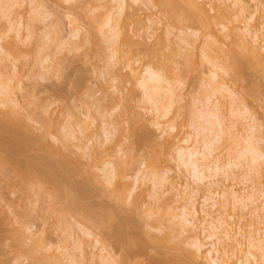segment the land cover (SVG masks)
<instances>
[{"label":"rangeland","instance_id":"1","mask_svg":"<svg viewBox=\"0 0 264 264\" xmlns=\"http://www.w3.org/2000/svg\"><path fill=\"white\" fill-rule=\"evenodd\" d=\"M126 1L115 51L111 31L115 21L109 24V19H120L116 0H0V84L6 89H0V160L7 159V164L0 162V264H73L61 247L78 256L79 264H210L211 257L204 256L210 241L199 229L203 221L208 225L222 216L232 217L229 222L240 232L231 264L245 259L248 237L264 238V213L259 217L264 197L254 206L251 200L245 202L255 211L260 205L254 216L251 207L243 208L244 201L234 207L233 198L221 194L235 191L246 199L253 194L249 186L256 182L249 180L245 187L240 180L234 183L233 177L227 181L219 174L213 181L220 187L211 185L210 179L195 183L176 154L180 147L210 138L208 132L201 135L196 130L197 123L212 128L199 121L200 114L214 110L209 97L219 102V114L226 116L225 138L217 145L223 149L218 152L222 158L244 148L240 139L248 135L250 115L260 130L258 137L264 139V66L250 54V49L264 48V0H243L247 11L242 13L234 0H199L216 18L212 30L178 21L159 1ZM256 10L246 26V18ZM256 31L258 41L252 38ZM205 53L221 67L235 68L230 76L218 74L250 111L247 120L229 112L230 99L212 96L214 69ZM147 66L175 85L177 99L165 119L152 110L140 85ZM14 112L19 115L16 120ZM259 143L263 149L264 143ZM110 166L115 173L111 186L106 176ZM26 171L41 176L34 179L31 174L32 179ZM243 171L235 169V174ZM165 174L171 182L155 191L152 181ZM261 178L264 173L256 178L263 187L255 201L264 192ZM58 181L65 183L63 195ZM172 185L180 192L199 191L193 197L199 211L195 228L186 233L172 228V217L181 206L176 198L179 189L172 190ZM117 187L123 190L120 201L112 197ZM211 192H216V207L203 208ZM91 216L100 218L101 224ZM84 231L97 237L100 245ZM195 233L207 243L201 252L193 246Z\"/></svg>","mask_w":264,"mask_h":264},{"label":"bare ground","instance_id":"2","mask_svg":"<svg viewBox=\"0 0 264 264\" xmlns=\"http://www.w3.org/2000/svg\"><path fill=\"white\" fill-rule=\"evenodd\" d=\"M132 1H134V2H140V0H132ZM152 1V0H151ZM151 1H149V2H151ZM153 1H159V2H157V4L158 3H161V5L162 6H164L165 8H166V10H167V12H169L170 14H171V16L172 15H174L173 17L175 18L176 17V19L178 20V21H180L179 19H184V20H188V21H192L193 23H195V24H197V25H200L202 28H205V29H210V30H212V29H214V25H215V23H214V19H216L215 17H213V16H210V13H209V11L205 8V5L203 6L200 2H199V0L197 1V0H153ZM116 2H117V4H118V14H117V16H119L120 17V15H122V13H123V11H125V9H124V7H126L125 5V3H127V1L126 0H116ZM254 2V1H253ZM257 2V1H256ZM234 6H237L238 7V12L240 13H242V12H244V11H247V8H246V6L244 5V3H243V0H234ZM259 6V5H258ZM257 5H256V8L258 7ZM236 7V8H237ZM219 8V7H218ZM260 8V7H259ZM220 9V8H219ZM218 9V10H219ZM257 10H258V8H257ZM255 11L254 13H250V16L249 17H247L246 18V20H247V22L245 23V25L246 26H248L253 20H254V14L256 13V12H258V11ZM220 12H222V10H220ZM219 14V13H218ZM220 15H221V13H220ZM216 16V15H215ZM172 17V18H173ZM217 17V16H216ZM219 17V16H218ZM173 18V19H174ZM175 19V20H176ZM119 20H121V17H120V19H115V18H111V19H109V24L111 23V21H112V23L115 21V23H114V25H112V28H111V31H112V34H113V36H114V38H115V51H118L117 49V43H116V40L120 37L119 36V30L117 29V24H119L118 22H119ZM176 22V21H175ZM183 22V21H182ZM182 22H180V23H182ZM152 24L154 23V25L156 24L155 23V21L154 22H151ZM212 28V29H211ZM223 30H225V28H223ZM247 31V30H246ZM172 33H170L169 35H171ZM259 32L258 31H256V32H252V38H253V40H259L258 39V37H259ZM190 42H188L187 44H189ZM120 45V44H119ZM191 45V44H190ZM246 47V46H245ZM189 52H190V50H189ZM115 54H116V52H114V56H115ZM250 54H251V56H252V59L254 60V62L256 63V61L258 62V64L259 65H261V66H264V48L263 47H259L258 49H255V50H253V49H250ZM236 56V55H235ZM204 59L207 61V63L209 64V65H211L212 66V68L214 69V71L212 72V74H211V79H210V82L212 83L211 84V86L214 88H212L213 89V95L212 96H221L220 97V99L222 100V98H224V99H226V98H228V100L230 99V101H229V103L231 104V105H229V107L231 106V110H230V108H229V112H231V114L233 113L234 115H236V117H242V119L244 120H247L248 119V117H246L247 115L249 116L250 115V111L249 110H247V108H246V106L244 105V103L242 102H240V101H238L237 100V93H235L230 87H228L226 84H224L223 82V84L221 83V78H220V76H219V74H218V72L220 71H222L224 74L223 75H232L231 74V72L233 71L234 72V70H235V68L233 69V67L235 66H233L232 67V69L233 70H231V67H229V65L228 66H223V67H221L217 62H216V60H213V59H211L210 57H208L207 56V53H205L204 54ZM238 60V58L236 59V61ZM239 61V60H238ZM235 64V63H234ZM236 64H238V63H236ZM241 65V64H240ZM242 66V65H241ZM142 72H143V70H142ZM141 72V73H142ZM221 72V73H222ZM240 73H241V71H239ZM141 73H140V75H141ZM143 74V73H142ZM234 74H235V72H234ZM237 74V73H236ZM239 74V73H238ZM242 75V74H241ZM138 76V75H137ZM238 76V75H237ZM141 77V76H140ZM239 77V76H238ZM138 78V77H137ZM142 79H141V82H140V85H141V87L142 88H144V93H147V97H146V99H147V101H148V99H149V104H151L152 105V110H154L155 112H157V113H159V118H161V119H165L167 116H168V114H170V112H171V108H172V106H173V104L176 102L175 101V99H177V98H175L177 95L175 94V92H174V87H175V85H173L171 82H169L168 80H166L165 79V77H162V75H160V73L158 72V71H155V70H153V68H151V67H149V66H147V70H146V73L144 74V76L142 75V77H141ZM139 80V79H138ZM2 83V82H1ZM164 83H167L168 84V87L166 86V87H164ZM3 87H5V86H3L2 84H0V89L2 90V91H4V89L5 88H3ZM1 90H0V93H1ZM6 90V89H5ZM3 93V92H2ZM168 95V96H167ZM4 96H5V94H4ZM7 96H8V94H7ZM7 96H5L6 98H7ZM167 96V97H166ZM3 97V96H2ZM4 97V98H5ZM6 98H5V100H6ZM9 98H10V95H9ZM8 99V98H7ZM5 100L3 101V102H5ZM166 101L167 102V104H163V102L162 101ZM207 101H208V104L209 105H211L212 103V108H213V106H214V110H212L211 111V109H210V111L211 112H209L208 114H207V116H206V114L204 115V114H200V116H199V121L201 122V120H203L204 121V123L206 124V125H212V128H210V129H206V128H204L203 127V125L201 124V123H197V131H198V133H200L201 135L203 134V133H205V132H208L209 134H208V137H210V138H208V139H204V140H202L201 142L200 141H198V142H196V144L193 146H191V147H189V148H185V147H180V148H178V150H177V152H176V154H177V157H178V159H179V162H180V165H181V167H183L189 174H190V176H191V178L193 179V181L196 183V182H198V183H202L204 180H207V179H210V181L212 180V183H211V185H216L215 187H220V182L219 181H213V179L214 178H216V177H218L219 176V174H222V175H224L225 177H227V181H229L228 179L229 178H231V177H233V181H234V183L238 180H240V182H242V184H244L245 185V187H248V186H246L247 184L246 183H249V180H251V182L250 183H252V184H254L255 182V186H249V188L253 191L252 193V195H249V197L248 198H246L245 199V197H240L239 195H238V193L237 192H235V191H233V192H229L228 190H226V191H223L222 193L219 191L218 193H217V196H220V193L222 194V197H226V196H231L232 198H233V200H234V207H235V205L237 204V203H239L240 201H244V205L243 206H245V207H243V208H246L247 209V207L249 206V209H250V207L252 208V206L248 203H246L245 204V202L246 201H248V200H251V204H253V206L256 204V202L257 201H261L260 199H262V197H264V192H260V197L258 196V199L255 201L254 200V195L255 194H257L258 192H259V189L261 188V187H263V186H259L261 183L260 182H258V180L260 179V175H263V173H264V147H263V149H262V145L259 143V141H261V142H263L264 143V139L263 140H261V138L260 137H258L259 135H260V130L258 129V126L256 125V124H253V122L255 123V120H254V118L250 115L249 116V118L251 117V119H248V120H253L252 121V124L248 127V129H249V131L247 132V134L248 135H246V137L244 138V137H242V139H240V142H241V140L243 141L242 143H243V145H245L244 146V148H242V150L240 151V152H236L237 154L234 156V155H232V157L231 156H226V157H224L223 156V154L225 153L226 154V152H227V150L228 149H224L226 152H224V153H222V156H223V158L218 154V152L220 153V150H219V148L221 149V150H223L220 146L218 147L217 145L219 144H221V140H223L222 138L224 137V135H223V137H222V134H224L225 133V130L223 129L224 127L223 126H225L224 125V118H226V116H224V115H222V114H219L220 112H219V107H217V106H219L217 103H219V102H217L216 104L214 103V102H211V97H209V98H207ZM221 102V101H220ZM240 102V103H239ZM0 103L2 104V102L0 101ZM228 103V104H229ZM239 103V104H238ZM4 105H6V103L4 104ZM242 105H244L243 106V109H240V110H242V111H240L239 110V112L237 111V108L239 107V106H241V108H242ZM11 111V110H10ZM12 112H13V110H12ZM11 113V112H10ZM10 113H8V114H10ZM15 113V114H14ZM12 115H13V117L15 116H17V117H19V115L18 114H16L17 112H14ZM222 113V112H221ZM238 114V115H237ZM233 115V116H234ZM11 116V115H10ZM9 116V117H10ZM224 116V117H223ZM5 117V116H4ZM12 117V116H11ZM14 117V119L16 120V118ZM239 117V118H240ZM8 118V117H7ZM19 119V118H18ZM11 120H12V118H11ZM20 120V119H19ZM8 122V121H7ZM13 122H15V124H16V121H14L13 120ZM12 121L11 122H9V123H12V124H14ZM19 122V121H18ZM20 123V122H19ZM162 123V122H161ZM165 123V122H164ZM21 124V123H20ZM160 124V123H159ZM199 124V125H198ZM231 125V124H230ZM233 125V124H232ZM12 126V125H11ZM19 128H20V126L19 125H17ZM87 126V125H86ZM161 126V125H160ZM159 126V127H160ZM238 126V125H237ZM14 127V126H13ZM17 127V128H18ZM163 127H164V125H163ZM166 127V126H165ZM234 127V126H233ZM161 128V127H160ZM159 128V129H160ZM215 128H217V129H215ZM219 128V129H218ZM23 129V128H22ZM27 129V128H26ZM25 129V130H26ZM87 129V128H86ZM85 128L83 129V130H86ZM165 129V128H164ZM14 130V129H13ZM17 130V129H16ZM112 130V129H111ZM161 130V129H160ZM167 130V129H166ZM172 130V129H171ZM24 131V130H23ZM29 131V130H28ZM71 131V130H70ZM12 132V131H11ZM25 132V131H24ZM109 132V131H108ZM113 132V131H112ZM162 132H164V130L162 131ZM71 133H72V131H71ZM74 133V132H73ZM11 134V133H10ZM199 134V135H200ZM226 134V133H225ZM259 134V135H258ZM26 135H28V134H26ZM111 135V134H110ZM71 136H73V135H71ZM45 137V136H44ZM225 138V137H224ZM244 138V139H243ZM260 138V139H259ZM44 139V138H43ZM109 139V138H108ZM229 140V139H228ZM227 140V141H228ZM45 141V140H44ZM225 141V140H224ZM186 143H188V141H185ZM239 141H237V143H238ZM261 145V146H260ZM216 146V147H215ZM218 147V148H217ZM225 147V146H224ZM230 149V148H229ZM230 151V150H229ZM233 151V150H232ZM60 152V151H59ZM223 152V151H222ZM62 155H64L62 152H60ZM59 153V154H60ZM219 155H217V154ZM230 153H231V151H230ZM234 153V152H233ZM232 153V154H233ZM60 154V155H61ZM228 154H229V152H228ZM230 155V154H229ZM65 157H63V159H64ZM66 158H67V156H66ZM70 158V157H69ZM224 159H226V160H224ZM1 160H3V159H1ZM1 160H0V162H1ZM7 160V159H6ZM6 160H4L3 162H5L4 164H7L6 162ZM10 160V159H9ZM68 161L67 162H70L69 161V159H67ZM63 161V160H62ZM3 162H1L2 164H3ZM66 163V162H65ZM72 165L74 164V163H72V162H70ZM69 163V164H70ZM9 164V163H8ZM67 164V163H66ZM70 164V165H71ZM75 164H76V162H75ZM64 165V164H63ZM77 165V164H76ZM112 165V164H111ZM65 166H67V165H65ZM77 166H79V165H77ZM107 166V165H106ZM105 166V167H106ZM74 167V166H73ZM111 167V166H110ZM34 168V167H33ZM51 168V167H50ZM49 168V169H50ZM70 168H72V167H70ZM79 168H81V166L79 167ZM112 168V167H111ZM35 169V168H34ZM52 169H54V168H52ZM57 169V168H56ZM76 169H78V168H76ZM235 169L236 170H245V171H243V173L242 174H238V175H236L235 174ZM16 170H17V168H16ZM24 170V169H23ZM32 170V169H31ZM36 170V169H35ZM55 170V169H54ZM68 170V169H67ZM71 170V169H70ZM70 170H68V172L70 171ZM75 170V169H74ZM83 169H81V170H79V171H82ZM110 170V169H109ZM19 172V171H18ZM26 172H28V171H26ZM30 172V171H29ZM28 172V173H29ZM35 172V171H34ZM52 172V171H51ZM50 172V173H51ZM55 172V173H54ZM53 172V179L56 181V179H55V174H56V170ZM230 172L232 173V174H230ZM240 172V171H239ZM263 172V173H262ZM20 173H23V172H21L20 171ZM24 173H25V171H24ZM69 173H71V171L69 172ZM73 173V172H72ZM71 173V174H72ZM75 173H77V171L75 172ZM238 173V172H237ZM262 173V174H261ZM25 174H27V173H25ZM24 174V175H25ZM33 175V177H34V179H36V177H37V175H38V177L39 176H41V174L39 175V173L37 174L36 173V175H34L33 174V172L31 171V173H29V175H30V177H32V175ZM60 174V173H59ZM58 173H57V177H59L58 175H59ZM71 174H70V176H71ZM107 175V179H108V181H107V183H108V185L109 186H111L112 184H113V181H115L114 180V170H113V168L111 169V171L110 172H108V173H106ZM260 174V175H259ZM29 175H27L28 177H29ZM43 175H45V174H43ZM46 175H48V172H47V174ZM73 175V174H72ZM255 175H257V177L255 176ZM36 176V177H35ZM52 176V175H51ZM62 175H60V177H61ZM256 177V178H253L252 179V177ZM25 177H26V175H25ZM27 177V178H28ZM33 177H32V179H33ZM37 177V178H38ZM43 177V176H42ZM48 177H50V174H49V176ZM63 177V179H64V176H62ZM66 177V176H65ZM263 177V176H262ZM68 178V177H67ZM50 179V178H49ZM51 179H52V177H51ZM61 179V178H60ZM60 179H58V180H60ZM62 179V180H63ZM159 179V180H158ZM254 179H256L255 181H254ZM263 178H261V180H262ZM171 179L169 178V176H167V174H165L163 177H161V179L160 178H157L156 180H154V181H152V185H153V188H155V191H156V189H160V188H163V184L164 183H166V184H169L171 181H170ZM230 180H232V179H230ZM260 180V181H261ZM53 181V180H52ZM51 181V182H52ZM54 181V182H55ZM64 181V180H63ZM232 181V182H233ZM263 181H264V179H263ZM262 181V182H263ZM59 182V181H58ZM57 182V183H58ZM60 182H62V181H60ZM60 182H59V186L60 187H62V188H60V190L61 189H63V186H65L63 183V186L62 185H60ZM239 182V184H241ZM254 182V183H253ZM136 183H137V181H136ZM238 183V182H237ZM53 184V183H52ZM252 184H250V185H252ZM264 184V183H263ZM57 185V186H58ZM162 185V186H161ZM59 186L58 187H56V188H59ZM161 186V187H160ZM258 186H259V188H258ZM160 187V188H159ZM176 187V186H175ZM173 185H172V190H174V191H176V192H178V189L177 188H175ZM121 188V187H120ZM249 188H247V189H249ZM124 189H125V187H124ZM212 189V188H211ZM59 190V191H60ZM220 190V189H219ZM245 191H246V188L244 189ZM261 190V189H260ZM83 191V190H82ZM189 191V188H185V190L184 191H182L181 190V192H180V189H179V192H178V194H176V198L178 199V201H179V203L181 204V206H180V213L179 214H177V215H173V217H172V219L174 220V222H175V224L173 225L174 227H172V228H177V226L179 227V228H177V229H180V231H181V233L183 232H189V231H191L192 229H194L195 227H194V223H195V221H196V217H197V214L199 213V211L197 210V208H196V206H195V202H194V199H193V197H194V195L197 193V192H199V191H192V192H188ZM245 191H244V193H245ZM51 192V191H50ZM81 192V191H80ZM158 192H161V189H160V191L158 190ZM175 192V193H176ZM208 192V191H207ZM60 193H62V195H63V193H64V190L62 191L61 190V192ZM67 193V192H66ZM88 193V192H87ZM154 193H156V192H154ZM123 194V190H121V189H119V187H117L115 190H114V192L112 193V197L113 198H115L114 200H116V201H120V199L122 198V195ZM259 194V193H258ZM86 195V194H85ZM217 196H216V192H214V193H209V194H206V196H205V198H204V200H203V203H204V205H203V208H206V209H213V208H215L216 207V204H217V202H216V198H217ZM70 199V198H69ZM71 202V201H70ZM261 202H263V201H261ZM75 203V202H74ZM255 203V204H254ZM262 204V203H261ZM74 204H72V206H73ZM247 205V206H246ZM75 206V205H74ZM262 207V208H261ZM261 207H260V205H259V209H258V206L256 207L255 206V209H256V211H260V208L262 209L261 211H263L264 210V204L263 205H261ZM242 209V208H241ZM253 209V208H252ZM254 210V209H253ZM252 210V211H253ZM252 211H251V214H252ZM256 211L254 210L253 211V214H254V216H256L255 215V213H256ZM260 211V215L257 213V216L259 215V217H261V215H263V213H264V211L263 212H261ZM255 212V213H254ZM202 213L203 214H205L206 216H208L209 214L205 211V210H202ZM87 214V213H86ZM110 214H111V212H110ZM250 214V215H251ZM112 215V214H111ZM249 215V214H248ZM94 217L95 216H91V218H92V220L96 223H98L99 222V219L100 218H98L97 220H96V218L94 219ZM97 217V216H96ZM108 217V215L106 216V218ZM112 217V216H111ZM110 216H109V219L111 218ZM226 217V216H225ZM230 217V216H229ZM228 217V218H229ZM263 217H264V215H263ZM90 218V219H91ZM113 218V217H112ZM227 218V217H226ZM262 218V217H261ZM230 219H232V217L231 218H229V219H225V218H223V216L222 217H219V218H216V219H214L212 222H210V223H208V225L205 223V221H203V224H202V227L200 228V227H198L197 225H196V227H198V229L199 230H201V231H199L200 232V234H201V232L202 233H204L205 235V239L206 240H208V241H210V243L208 244L209 245V249L207 250V252H205L204 253V256L206 257V259H208V258H210V264H231V259L233 258V257H235V255H236V251L238 250V244H239V240H237V237H238V233H240V232H238L237 231V229H234L233 228V226H234V224H232V223H230L229 222V220ZM91 220V221H92ZM161 221H163L162 220V218L160 219ZM233 220V219H232ZM231 220V221H232ZM100 221H102V220H100ZM96 223V224H97ZM173 223V222H172ZM99 224H101L100 222H99ZM197 224V223H196ZM232 224V225H231ZM172 225V224H171ZM235 226H236V224H235ZM234 226V227H235ZM194 227V228H193ZM170 229V228H169ZM176 229V230H177ZM174 231H175V229H174ZM177 231H179V230H177ZM194 231V230H193ZM239 231H240V229H239ZM177 233V232H176ZM83 234H86V236L87 237H91V239L94 237L93 235H91V234H89V233H87V232H85L84 231V233ZM178 234H180V233H178ZM199 235V234H198ZM196 233L194 234V237L192 238L193 239V246H195V248L197 247V251H200L201 252V250L203 249V248H205V246L207 245V243L205 244V243H203L202 242V240H201V238H199V236H198ZM148 236H150V235H148ZM255 235H253V236H250V237H248V239H247V244H248V246H247V252H246V254H245V256H243V257H245V259H241L240 260V264H261V263H263L264 261V238H261V236H260V238L261 239H258L257 237H259L257 234H256V238L254 237ZM153 237V236H152ZM155 237V236H154ZM154 237H153V239H154ZM200 237H201V235H200ZM262 237H263V235H262ZM97 237H94L93 239L95 240V243L96 244H99V242H98V238L96 239ZM136 238V237H135ZM133 239H134V237H133ZM138 239V238H137ZM258 239V240H257ZM130 240V239H129ZM128 240V241H129ZM131 240H132V238H131ZM139 241V240H138ZM241 241V240H240ZM79 242V241H78ZM81 242V241H80ZM134 242H137V241H135L134 240ZM94 243V244H95ZM78 244H81V243H78ZM136 244V243H135ZM100 245V244H99ZM131 245H133V240H132V243H131ZM138 245V244H137ZM242 245V244H241ZM80 246V245H79ZM96 246H98V245H96ZM133 247V246H132ZM34 248H37V247H34ZM34 248L32 249V250H34ZM78 248V247H77ZM81 247H79L78 248V250L80 251V252H82V250L80 249ZM105 248V247H104ZM61 249V251L65 254V255H68L69 256V259H70V261L73 263V264H79L80 262H79V260H77L76 261V259L78 258V256L76 257L75 255V257L73 256V253L71 254L70 252H69V250H68V248L67 247H61L60 248ZM36 250V249H35ZM78 250L76 251V252H78ZM103 250V249H102ZM101 250V251H102ZM107 250V249H106ZM200 252H199V254H200ZM203 252V251H202ZM198 254V253H197ZM202 254V253H201ZM206 254V255H205ZM215 254H216V256H215ZM80 255L82 256L83 255V253H80ZM214 255V256H213ZM259 255H260V257H259ZM197 256V255H196ZM204 257V258H205ZM259 258H261L260 260H262L261 262L259 261ZM80 259V258H79ZM177 263H178V261H176ZM33 264H35V263H33ZM81 264H84V263H81Z\"/></svg>","mask_w":264,"mask_h":264}]
</instances>
